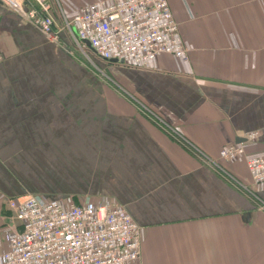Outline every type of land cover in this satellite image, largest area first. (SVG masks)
I'll list each match as a JSON object with an SVG mask.
<instances>
[{
    "label": "crops",
    "instance_id": "crops-1",
    "mask_svg": "<svg viewBox=\"0 0 264 264\" xmlns=\"http://www.w3.org/2000/svg\"><path fill=\"white\" fill-rule=\"evenodd\" d=\"M94 1L58 0L68 17ZM167 1L187 60L90 54L111 84L0 2V254L24 193L124 206L141 227L137 264H264V183L245 165L264 157V0ZM236 138L244 154L220 159Z\"/></svg>",
    "mask_w": 264,
    "mask_h": 264
},
{
    "label": "built area",
    "instance_id": "built-area-1",
    "mask_svg": "<svg viewBox=\"0 0 264 264\" xmlns=\"http://www.w3.org/2000/svg\"><path fill=\"white\" fill-rule=\"evenodd\" d=\"M0 2L51 41L65 37L101 75L103 70L92 56L141 69L151 68L162 55L187 60L188 50L167 0H97L80 6L71 17L58 0ZM168 132L197 151L174 130ZM257 135L254 131L246 137L253 140ZM243 154L242 144H228L220 149L219 158L231 161ZM245 165L254 183H264V157L250 155ZM9 207L20 229L9 237L0 264H137L139 260L141 227L124 206L92 201L63 204L28 194L11 198Z\"/></svg>",
    "mask_w": 264,
    "mask_h": 264
},
{
    "label": "rangeland",
    "instance_id": "rangeland-1",
    "mask_svg": "<svg viewBox=\"0 0 264 264\" xmlns=\"http://www.w3.org/2000/svg\"><path fill=\"white\" fill-rule=\"evenodd\" d=\"M96 60L97 61H100V62H102L101 60H99L98 58H96ZM109 64V63H108ZM118 64V63H117ZM120 64H122V65H125V66H130L129 64H127V63H120ZM132 67V66H131ZM102 70H103V75H101L100 73V75H101V79L103 80V81H105V82H108V83H115L114 81H113V78H112V76L110 75V72L107 70V68H101ZM150 117V116H149ZM169 134H170V136L171 137H173V138H175L176 140H178L177 138H176V135H174V134H171L170 132H169ZM183 144V143H182ZM189 150V149H188ZM23 195H28V194H24L23 193ZM22 196V195H21ZM77 200H83L84 198H76Z\"/></svg>",
    "mask_w": 264,
    "mask_h": 264
},
{
    "label": "water",
    "instance_id": "water-1",
    "mask_svg": "<svg viewBox=\"0 0 264 264\" xmlns=\"http://www.w3.org/2000/svg\"><path fill=\"white\" fill-rule=\"evenodd\" d=\"M87 45H88V44H87ZM243 141H244L243 138H236V140H235L236 143H240V142H243Z\"/></svg>",
    "mask_w": 264,
    "mask_h": 264
},
{
    "label": "bare ground",
    "instance_id": "bare-ground-1",
    "mask_svg": "<svg viewBox=\"0 0 264 264\" xmlns=\"http://www.w3.org/2000/svg\"><path fill=\"white\" fill-rule=\"evenodd\" d=\"M168 128V127H167Z\"/></svg>",
    "mask_w": 264,
    "mask_h": 264
}]
</instances>
